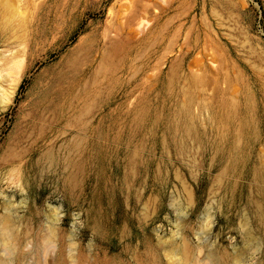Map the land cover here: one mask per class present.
Returning <instances> with one entry per match:
<instances>
[{"label":"rangeland","instance_id":"rangeland-1","mask_svg":"<svg viewBox=\"0 0 264 264\" xmlns=\"http://www.w3.org/2000/svg\"><path fill=\"white\" fill-rule=\"evenodd\" d=\"M0 264H264V0H0Z\"/></svg>","mask_w":264,"mask_h":264},{"label":"bare ground","instance_id":"bare-ground-1","mask_svg":"<svg viewBox=\"0 0 264 264\" xmlns=\"http://www.w3.org/2000/svg\"><path fill=\"white\" fill-rule=\"evenodd\" d=\"M11 4H12V3H11ZM12 5H13V4H12ZM13 7H14V6H13ZM20 65H21L20 62H17V63H16V67H20ZM15 74L18 75L19 73H18V72H15ZM14 84H15V82H14ZM14 84H13V85H14ZM11 87H12V86H11ZM9 91H10V90H9ZM8 98H9V95L7 94V95L5 96V99H8Z\"/></svg>","mask_w":264,"mask_h":264}]
</instances>
